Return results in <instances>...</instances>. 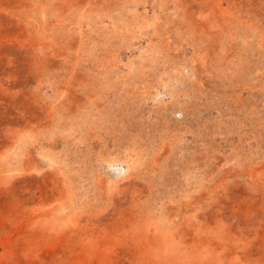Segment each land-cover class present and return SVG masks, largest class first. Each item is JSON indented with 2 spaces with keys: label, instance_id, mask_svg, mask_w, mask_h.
Returning a JSON list of instances; mask_svg holds the SVG:
<instances>
[{
  "label": "rangeland",
  "instance_id": "obj_1",
  "mask_svg": "<svg viewBox=\"0 0 264 264\" xmlns=\"http://www.w3.org/2000/svg\"><path fill=\"white\" fill-rule=\"evenodd\" d=\"M0 264H264V0H0Z\"/></svg>",
  "mask_w": 264,
  "mask_h": 264
}]
</instances>
